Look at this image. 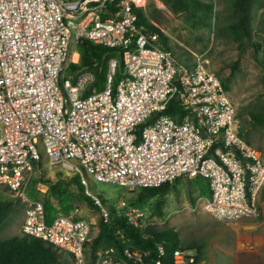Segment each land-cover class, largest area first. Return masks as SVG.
I'll use <instances>...</instances> for the list:
<instances>
[{
	"label": "built area",
	"instance_id": "2783aa9c",
	"mask_svg": "<svg viewBox=\"0 0 264 264\" xmlns=\"http://www.w3.org/2000/svg\"><path fill=\"white\" fill-rule=\"evenodd\" d=\"M139 2L0 0V188L26 205L22 235L74 264H145L147 253L92 254L94 223L79 208L48 221L43 203L27 195L44 160L79 179L105 222L123 216L135 228L145 213L125 198L105 207L90 180L132 192L201 177L211 191L205 210L227 222L256 217L264 195V153L242 136L209 60L179 64L140 25ZM85 40L113 51L100 90L95 71L81 66ZM192 256L177 250L174 264H192Z\"/></svg>",
	"mask_w": 264,
	"mask_h": 264
},
{
	"label": "rangeland",
	"instance_id": "374dc122",
	"mask_svg": "<svg viewBox=\"0 0 264 264\" xmlns=\"http://www.w3.org/2000/svg\"><path fill=\"white\" fill-rule=\"evenodd\" d=\"M212 9H191L177 11L175 0H140L138 7L166 37V45L181 65H190L195 55L209 60V67L218 75L227 88L239 118L242 121V136L247 142L260 148L264 153V131L251 124L250 115L259 113L264 104L261 78L264 74V0H253L249 16V38H237L232 32L236 22L233 0H205ZM33 174L38 179L27 195L43 202L48 214L57 216L64 213V206L72 210L79 208L87 220L94 223L93 237L98 233L101 215L85 201L77 198L75 185L68 188L69 195L63 205L49 194L44 181L62 178L57 170L49 167L46 160ZM66 177V176H64ZM69 180V177L64 178ZM89 190L97 195L109 209L125 198L130 206L145 213L144 227L157 230H173L188 254H196L197 264H264V197L256 217L237 222H227L214 217L205 210L207 189L201 178L183 177L173 184L165 197L163 214L154 210L156 197L140 195L141 190L128 192L118 186L89 181ZM0 188V199L14 201V209L0 227V238L22 235L26 216V205L17 198H10ZM68 212V214H70ZM62 264H73L71 259Z\"/></svg>",
	"mask_w": 264,
	"mask_h": 264
},
{
	"label": "trees",
	"instance_id": "16d2710c",
	"mask_svg": "<svg viewBox=\"0 0 264 264\" xmlns=\"http://www.w3.org/2000/svg\"><path fill=\"white\" fill-rule=\"evenodd\" d=\"M252 1L253 0H233L236 22L232 26V32L237 38H249L251 36L249 16ZM175 4L176 8L174 10L177 11H189L191 9L203 8L212 9V5L207 4L205 0H175ZM136 12L140 19V25L144 26L150 32L158 33L165 48L169 51L166 45V37L160 29L149 21L145 13L139 7L136 8ZM79 50L81 52V66L95 71L97 75L95 89H102L106 81L109 60L113 51L109 48L95 45L87 40L81 42ZM261 85L264 98V74L261 78ZM92 91L93 88L90 89L89 92ZM250 120L252 125L258 126L264 131V104L259 113L250 115ZM58 174L63 176L60 172ZM63 177L56 181L50 179L44 181L48 186L49 194L52 198L65 205V201L69 195L68 188L70 185H75L79 191L77 198L81 201H85L91 207H94L91 199L85 194L84 186L77 177L70 178L68 181L64 180ZM201 179L204 181V185L208 191L207 197H210L211 191L209 183L207 180ZM36 183H39L38 179L32 178L29 183V188L31 189ZM169 188L170 184L163 185L159 188L142 189L141 191L143 193L140 195V198L142 199L144 196L156 197L157 201L155 202L154 211L158 215H162L165 206V197ZM18 201L22 202L20 199H18ZM43 205L48 221H51L53 218L48 214V207L44 203ZM64 208V213L69 215L68 212L70 208L66 206H64ZM13 209V200L3 201L0 199V227L9 218ZM160 247L163 248V254L159 251ZM90 248L92 254L100 249L114 248L116 249L118 257H124L126 249L130 252L140 251L147 253L144 255L145 264H174V253L177 250L187 251V249H193L184 247L173 230H157L151 226L135 228L130 226L123 216H114L113 219L107 222L101 217L98 222V233L94 236ZM194 250H196V254H191L193 256L190 258L194 260L192 264H197L201 255L198 248ZM63 255L69 257L73 262V258L69 254L39 238L26 235L0 238V264H62V262L66 260Z\"/></svg>",
	"mask_w": 264,
	"mask_h": 264
},
{
	"label": "bare ground",
	"instance_id": "6f19581e",
	"mask_svg": "<svg viewBox=\"0 0 264 264\" xmlns=\"http://www.w3.org/2000/svg\"><path fill=\"white\" fill-rule=\"evenodd\" d=\"M75 60H77L78 59V56H75V58H74Z\"/></svg>",
	"mask_w": 264,
	"mask_h": 264
},
{
	"label": "crops",
	"instance_id": "0c3cea01",
	"mask_svg": "<svg viewBox=\"0 0 264 264\" xmlns=\"http://www.w3.org/2000/svg\"><path fill=\"white\" fill-rule=\"evenodd\" d=\"M81 215H82V213H81ZM83 216V215H82ZM84 217V216H83Z\"/></svg>",
	"mask_w": 264,
	"mask_h": 264
}]
</instances>
